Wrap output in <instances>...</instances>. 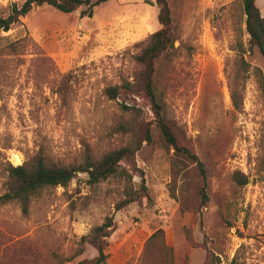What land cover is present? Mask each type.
I'll return each instance as SVG.
<instances>
[{
  "label": "rangeland",
  "instance_id": "obj_1",
  "mask_svg": "<svg viewBox=\"0 0 264 264\" xmlns=\"http://www.w3.org/2000/svg\"><path fill=\"white\" fill-rule=\"evenodd\" d=\"M24 1L0 0V16ZM256 2L264 15V0ZM169 3L173 44L158 60L156 87L207 180L164 145L143 91L117 100L105 93L144 69L137 56L161 27L156 0H110L92 17L35 6L0 29V196L10 164L41 156L78 166L135 146L121 103L140 108L153 139L122 161L131 181L92 185L77 172L67 186L32 196L27 213L0 200V264L94 259L92 245L77 255L80 240L107 216L108 264H264V56L251 44L243 0Z\"/></svg>",
  "mask_w": 264,
  "mask_h": 264
},
{
  "label": "trees",
  "instance_id": "obj_2",
  "mask_svg": "<svg viewBox=\"0 0 264 264\" xmlns=\"http://www.w3.org/2000/svg\"><path fill=\"white\" fill-rule=\"evenodd\" d=\"M110 0H25L19 4L14 2L10 5L9 13L0 16V29L9 30L11 26L19 22L22 17L28 15L35 6L49 5L64 13H72L81 10L82 17H92L95 8ZM159 5V22L161 27L151 34L149 42L137 56V60L144 69L138 74L134 81L127 80L121 84L108 86L105 89L110 99L117 100L122 95H129L143 91L150 102L154 114L153 123L159 127L163 135L164 145L175 149L176 155L181 158L192 160L197 164L200 174L207 180V170L203 161L188 146L182 145L169 123L166 115V106L160 97L156 87L157 63L159 58L173 44L172 29L173 17L169 0H156ZM244 11L247 16V31L251 36V44L257 46L264 56V15L257 5L256 0H243ZM232 98L236 107H240L236 91L232 90ZM122 109L132 114V120L121 124L126 132H132L135 136V146L126 145L121 148L107 152L102 158L89 159L85 164L78 166H65L46 161L37 156L21 165L8 167L7 192L0 196L3 202L17 200L22 205L24 213L28 212L31 197L40 190L50 186H67L76 176L77 172H86L89 175L88 183L95 185L112 177H124L131 181V175L122 166V161L135 158L136 152L141 148L143 142L150 143L153 139L151 124L140 120V108L121 103ZM243 184L247 183L245 179ZM133 188L127 186V194L130 198L126 203L135 200L132 194ZM206 197V193L202 192ZM114 229V217L107 216L102 224L94 226L90 232L83 235L77 255L82 254L88 245H92L98 251L97 257L91 260L84 259L80 264H108L107 253L108 241ZM231 264H236L233 261Z\"/></svg>",
  "mask_w": 264,
  "mask_h": 264
}]
</instances>
